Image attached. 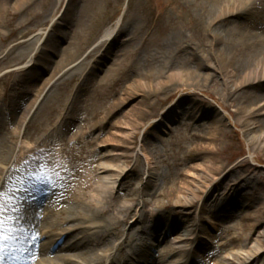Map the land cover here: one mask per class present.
Here are the masks:
<instances>
[{
	"label": "bare ground",
	"instance_id": "bare-ground-1",
	"mask_svg": "<svg viewBox=\"0 0 264 264\" xmlns=\"http://www.w3.org/2000/svg\"><path fill=\"white\" fill-rule=\"evenodd\" d=\"M36 1L0 0V14L3 12L10 13L11 8L16 12H24L31 3ZM260 1L215 0L217 10L210 14L209 23L210 27L214 28L210 33V37L214 40L213 42L216 39V44H212L209 48H205V44H199L195 48L188 38L180 40V35H171L166 39L168 48L170 50L174 49L178 54L182 53L183 50L191 51V58L195 61L193 68L195 72L192 71L194 79L196 77L195 73L197 74L196 79L199 81L212 79L216 73L222 77L228 107L234 104L232 107H235L236 113H238L236 122L244 125L245 134L251 145H253V149L257 144H260L261 137L264 135V97L260 101L261 107L247 106L253 95L257 94L251 88L264 82V27L259 23L254 25L251 22V19L255 17L254 13L260 8ZM53 14L51 18L54 17ZM67 15H64V21L67 19ZM257 16L259 15L257 14ZM86 18L87 13L84 12L81 18L78 19L80 21H76V23L78 25L83 24ZM161 22L162 20L158 19V27H160ZM8 24L13 27V32L9 35L11 39H6V46H9L8 52L3 55L0 54V71L7 64H10V61H12L13 66H17L20 65L19 61L31 59L32 55H35L36 58H33L21 71L16 73L10 71L8 74L0 76V85H5L16 75L15 84L19 90V96L16 98L18 102L15 105V115L5 112L7 108L4 107L0 111V264H148L141 256L154 248L155 245H159L162 240L168 239L173 231L175 232L183 227L182 225H185L186 222V219H184L179 223L177 221L170 223L171 219L167 214L169 205L158 203L154 212L155 218L151 220L152 225L156 226L153 227L156 230L155 234L147 233L148 238H144L145 240L141 238L143 241L139 246H136L132 254L129 253L131 256H128L124 263L117 262L115 254L116 252H124L123 246L125 245L124 242L119 243L120 237L127 234L129 241H132L135 235L144 232L143 230L146 232L149 228L143 226L145 222L143 216L147 212L144 210L138 211L137 209L142 204V198H144L143 189L136 190L122 206L115 205V201L119 195L117 191L121 190V188L117 189L118 183L127 176L128 164L125 161L123 162L126 159L124 155L132 153L130 149L133 145L130 143L128 147L124 146L119 135H125L126 139L131 142L135 141L134 126L137 122H142L145 119L143 115L136 116V114H139L136 113L137 101L143 90L151 88L152 85L148 79L143 78L136 79L132 83H126L124 102L113 104L111 108L113 110L123 108L121 110L124 112V118L129 117L131 119L125 120V122L122 118L121 120L112 121L110 115L113 110L110 113L108 112L106 117L103 118V122H108L109 119V123L111 122L112 125L110 128L108 126L109 132L106 137L101 133L94 132V134L90 132L91 137L93 134L91 141L88 140V137L83 138L87 136L88 123L79 122L75 125V121L67 117L68 113L65 117L61 115L59 124L46 135V138L39 139L35 143L29 142L24 146H22L23 144L13 147L7 146L9 135L12 140L21 138L26 120L32 114L39 99L52 84L54 76L57 73L64 72L86 50L83 45L74 44V46L70 41V36L64 32L59 41H56L53 50H48L46 46L49 45L53 35L48 34L49 36L45 42L39 46L41 40H30V32L26 26L21 31L15 28L12 20H8ZM60 24L54 25V28ZM133 25H137V20L134 16L128 15L124 24L118 22L115 27L106 29L104 34L96 40L99 46H96L94 51L87 54L92 62L79 65L75 71H67V81L74 82L79 77L80 79L84 78L83 82L85 83L88 81L87 76H92L97 71L100 72V68H106L104 64L113 54L115 62L112 65L110 64L109 68L107 67L105 77H102L99 82L115 81L119 70L126 66L124 62L138 55V48H135V44H133L138 35L130 31ZM119 27L121 29L116 32ZM225 28L228 29L226 39L220 37V33L224 32ZM174 29L180 30L178 28ZM73 31H77V26L74 27ZM125 32L130 33L124 37ZM64 43L68 46L62 50ZM118 43L121 46L116 53L114 51L117 49L116 46H119ZM219 46L224 50H221ZM1 49L0 46V51ZM100 50H103L102 54L100 57H96V53ZM197 51H202L204 55L196 54ZM205 52H207V55ZM58 55H62L64 58L57 65L53 77L48 78L45 75H51L52 65ZM223 59L227 61L225 62V68L221 71L217 60L224 62ZM208 69L214 72L210 74L209 71H205ZM188 76L180 72H173V74L168 75L166 80L162 79V82L160 81L158 85L164 88L169 85L168 83L172 84L173 81L183 82L184 78ZM20 81H24L22 85L19 84ZM11 96L6 91H0V99L9 101ZM16 99L13 98V100ZM24 99L26 100L23 101ZM239 100L241 102L238 103ZM241 107L244 108L243 111H240ZM75 109V106H73L72 111L68 110V112L72 114ZM132 117H134V120ZM123 123L128 129L125 132L124 129L119 128ZM167 124L168 120L164 119L158 127L163 130ZM99 125L102 126V122ZM11 126H15L13 132L10 130ZM108 128L106 126V129ZM65 137H67V140ZM57 138L60 139L59 142L54 141ZM148 138L147 136L146 139L149 140ZM91 144L95 146V149L89 151L88 147ZM141 150L144 151V142L141 144ZM16 151L17 154L14 155ZM65 156L68 157V163L64 161ZM85 156L86 159H84ZM12 163L13 170L16 171L15 178L9 180L7 185L3 186L6 180L3 178L4 171ZM75 163H78L81 167L79 168ZM203 165L199 164L196 167H202ZM196 167L188 169L187 177H179V182L173 188L172 194L175 195V206L183 210L185 216L190 217L191 211L193 209L197 210L192 226L181 231L184 232L183 234L189 233L188 236H180L178 246L171 249L174 256L187 258L184 264H197L195 261L197 256L195 255L202 253L201 251L204 250L203 244L210 243H204L197 235L207 228L203 216L207 212H213V219L218 220L219 218L215 217V214L220 215V217L226 216L231 204L225 199L221 201L219 197L215 198L213 186L221 185L224 179L219 181L220 179L214 175L212 169H207L205 173H198ZM222 170L220 167L217 172ZM134 172L141 176L142 171H140L139 161L130 170L129 174ZM147 182V185L153 184L150 177ZM238 186L232 185L230 191L222 196L233 199V196L238 194ZM40 187L41 190L44 188L48 190L52 187L58 189L44 208L43 219L45 221L43 228L49 227V238L46 237L43 228L31 227V224L26 223L28 220L15 221V219H9L30 215L32 217L37 216V212L33 208V210L29 208L36 206L40 199ZM18 189L24 192L19 197L13 195ZM69 192L71 193L70 196L66 197ZM27 193H30L28 195L29 205L25 209L23 208L25 204L22 205L21 202L24 201L23 196ZM172 195L167 194L162 197L170 202ZM63 201L67 203L66 206H60ZM143 204L146 207L145 201H143ZM36 209L38 208L36 207ZM131 219H135V223L129 225ZM135 224L139 226L136 231L128 229L127 226L132 228ZM169 224L172 225L170 230ZM29 227L31 229L27 235L25 230ZM209 228L212 231L216 229V226L212 223ZM189 229H191L190 232ZM44 237L47 238L48 242L41 241ZM260 238L264 242V233L258 235V240ZM258 240L249 251L242 253L243 256L232 253L231 255L234 259L240 256L239 259H242L240 264L264 262V247L258 243ZM194 243H197L195 248L193 247ZM188 246L191 247L188 248ZM41 256L44 258L36 263V259ZM164 259L165 257L161 254L156 257L158 263ZM149 264L152 263L149 262Z\"/></svg>",
	"mask_w": 264,
	"mask_h": 264
},
{
	"label": "rangeland",
	"instance_id": "rangeland-1",
	"mask_svg": "<svg viewBox=\"0 0 264 264\" xmlns=\"http://www.w3.org/2000/svg\"><path fill=\"white\" fill-rule=\"evenodd\" d=\"M260 2V8L254 13L255 17L251 19V22L254 25L259 23L264 27V0ZM216 10L215 0H37L31 3L24 12H16L11 8L10 13L3 12L0 14L1 55L8 52L9 46H6V39H11L9 35L13 32V27L9 26L8 20H12L15 28L21 31L26 26L30 32V40H41L39 46L45 42L49 36L48 34L53 35L49 45L46 46L48 50H53L56 41H59L63 32L70 36L73 45L80 44L86 47L85 52L73 64L68 66L64 72L57 73L54 76L52 84L39 99L32 114L26 120L21 138L12 140L9 135L7 146H20V144L24 146L29 142L35 143L39 139L46 138V135L59 124L61 115L65 117L68 113L67 117L72 118L75 125L79 122L88 123L87 136L83 138L88 137V140L91 141L93 134L91 137L90 132L101 133L106 137L112 123H109V119L108 122L105 121L104 123L103 118L113 110L111 108L113 104L124 102L126 83H132L136 79L143 78L148 79L152 85L151 88L143 90L137 101L136 113L139 114H136V116L143 115L145 119L142 122H137L134 126L135 141L131 142L126 139L125 135H119L124 146L128 147L130 143L133 145L130 149L132 153L124 155L126 159L123 162L125 161L128 164L127 176L118 183L117 189L121 188V190L117 191L119 195L115 201V205L122 206L136 190L143 189L144 198L142 200L145 201L146 207H144L142 201L137 209L138 211L144 210L147 212L143 216L145 218L143 226L149 228L146 232L143 230L144 232L135 235L132 241H129L127 234L120 237L119 243L124 242L125 245L123 246L124 252H116L115 254L118 263H124L128 256H131L132 251H135L136 246H139L143 241L141 238H148L147 233L155 234L156 230L153 227L156 226L152 225L151 220L155 218L154 212L158 203H163L169 205L167 214L170 216V223L175 221L179 223V221L186 219L185 225H182L183 227L175 232L173 231L168 239L162 240L159 245H155L150 259L146 253L141 258L145 262L150 261L152 264H184L187 258L174 256L171 249L178 246L180 236H188L189 233L183 234L184 232L181 231L192 226L197 210L193 209L190 217L185 216L183 210L175 206V195L172 194L173 188L179 182V177H187L188 169L199 164L204 165L196 167L198 173H205L207 169H212L214 175L220 179L219 181L224 179L221 185L213 186L215 198L219 197L221 201L225 199L231 204L226 216L220 217V215L215 214V217L219 218L218 220L213 219V212H207L203 216L207 228L197 235L204 243H210L203 244L204 250L201 251L202 253L195 255L197 256V259L195 258L196 263L240 264L242 261V259H239L240 256L234 259L231 253L243 256L242 253H246L256 244L258 235L264 233V135L260 140L261 145L257 144L253 149V145H251L245 134L244 125L236 122L238 113H236V108L232 107L234 104L228 107L222 77L216 73L212 79L199 81L196 79L197 74L195 73L196 77L194 79L192 71L195 72L193 69L195 61L191 58V51L183 50L182 53L178 54L174 49L170 50L166 44V39L171 35H180V40L188 38L193 47L199 44H205V48H209L212 44L215 45L216 39L213 42L214 40L210 37V33L214 28L210 27L209 19L210 14H213ZM84 12L87 13V18L83 24L78 25L76 21H80L78 19L81 18ZM52 14L54 17L51 18ZM66 14H68L67 19L64 21V15ZM128 15L134 16L137 20V25H133L130 31L138 35L136 41L133 42L134 47L138 48V55L124 62L126 66L119 70L115 81L99 82L102 77H105L108 66L115 62L114 54L104 64L106 68H100V72L97 71L92 76H87V83L83 82L84 78L80 79L79 77L74 82L67 81L66 72L75 71L79 65L91 63L92 60L87 57V54L94 51L96 46H99L96 40L104 34L106 29L115 27L118 22L124 24ZM158 19L162 20L160 27L157 24ZM58 23L61 24L54 28V25L56 26ZM75 26H77L76 32L73 31ZM227 31L228 29L225 28V31L220 33V37L226 39ZM129 33L125 32L123 36L125 37ZM118 44L119 46L117 45V49L114 51L116 53L121 46L120 43ZM63 45L62 50L68 46L66 43ZM219 48L224 50L220 46ZM102 52L103 50H100L96 53V57H100ZM205 53L207 55V52ZM196 54L204 55L202 51H197ZM33 57L35 58V55H32L31 59L19 61L20 65L17 66H13L12 61H10V64L1 69L0 76L8 74L10 71L15 73L21 71L31 62ZM62 58H64L62 55L55 58L53 68H51L52 73L51 75L46 74V77H53L54 71ZM223 60L224 62L217 60L221 71L225 68V62L227 61L226 59ZM205 71H209L210 74L214 72L211 69ZM173 72H180L189 76L185 77L183 82L173 81L172 84L168 83L169 85L164 88L158 85L160 81L162 82V79L166 80L168 75L173 74ZM46 77L44 78L46 79ZM15 78H11L5 85H0V91L8 92L9 96L12 95L9 97V101L0 99V111L7 108L5 112L13 115L16 113L15 105L18 102L16 98L19 96ZM23 82L20 81L19 84L22 85ZM251 89L257 94L253 95L247 106L251 105L259 108V106L261 107L260 101L264 97V82L255 85ZM256 96L258 97L256 98ZM13 98L16 100H13ZM73 106L76 109L71 114L68 110L72 111ZM121 109L113 110L110 115L112 121L121 120L122 118L125 122V120L131 119L129 117L124 118V112ZM243 109L241 107L240 111H243ZM132 118L134 120V117ZM164 119L168 120V124L164 126L165 129L161 130L158 125ZM100 122H102V126L99 125ZM97 125L99 126L94 128ZM106 126L107 128L109 126V128L106 129ZM119 128L124 129V132L128 130L124 123ZM10 130L13 132L15 126H11ZM256 132L258 134L257 130ZM147 136L149 140L146 139ZM59 140L57 138L54 141L59 142ZM143 142L144 151L141 150ZM94 149L93 144L89 145V151ZM16 154L17 151L14 155ZM67 158V156L64 157L66 163H68ZM86 158L85 156L84 159ZM138 161L140 162V171H142L141 176H138L135 172L129 174ZM75 164L79 168L81 167L78 163ZM220 167L223 170L217 172ZM13 168L12 163L4 171L3 178L6 180L3 186L7 185L9 180L15 178L16 171ZM149 177L153 182L152 185H147ZM120 183L126 184L121 185ZM232 185H239L237 196H233V199L223 197L222 195L229 192ZM39 190L40 199L36 206L29 208L37 212V216L34 215L36 218L28 214L30 216L9 219H15V221L28 220L26 223L32 224L31 227L43 228L45 221L43 219L44 208L58 189L52 187L49 190H46V188L41 190L40 187ZM23 193L21 189H18L13 195L19 197ZM29 194L23 196L24 201L21 202L22 205L25 204L23 206L25 209L29 205ZM70 194V192L67 193L66 197H69ZM167 194L172 195L170 202L162 197ZM234 203L236 205H233ZM66 205L65 201L60 203V206ZM129 222V225H132L135 223V219H131ZM212 223L216 226V229L210 231L209 225ZM169 225L170 230L172 225ZM31 227L25 230L26 234L29 233ZM127 227L132 231H136L139 226L135 224L132 228ZM48 228H43V230L46 237L49 238L50 230ZM188 231L190 232L191 229ZM43 242H48L47 238H44ZM258 243L264 247L261 238ZM196 244H193L194 248ZM159 254L164 256L165 259L158 263L156 257ZM43 258L41 256L35 262L37 263ZM257 264H264V262L258 261Z\"/></svg>",
	"mask_w": 264,
	"mask_h": 264
}]
</instances>
